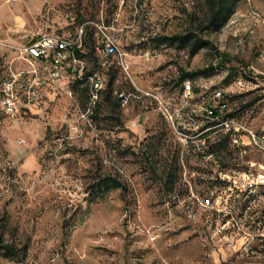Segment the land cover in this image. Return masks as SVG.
Masks as SVG:
<instances>
[{
  "label": "rangeland",
  "instance_id": "rangeland-1",
  "mask_svg": "<svg viewBox=\"0 0 264 264\" xmlns=\"http://www.w3.org/2000/svg\"><path fill=\"white\" fill-rule=\"evenodd\" d=\"M99 25L116 55L93 52ZM81 28L97 97L43 78L7 113L3 83L32 69L18 48ZM219 89L227 117L264 130V0H237L219 29L204 0H0V264H264V153L203 113Z\"/></svg>",
  "mask_w": 264,
  "mask_h": 264
},
{
  "label": "built area",
  "instance_id": "built-area-1",
  "mask_svg": "<svg viewBox=\"0 0 264 264\" xmlns=\"http://www.w3.org/2000/svg\"><path fill=\"white\" fill-rule=\"evenodd\" d=\"M101 37L95 46L98 56L102 59L116 55L118 47L112 37L107 33V27L98 26ZM85 36L84 28H81L75 37L54 36L41 34L32 41L19 47L20 58L32 65V69L12 73V78L3 83L1 103L3 109L13 114L18 110V103L21 98H25L27 103H31L38 98L37 94L45 81L43 78L50 79L53 83L60 82L67 77L72 79L90 80L94 97H97L104 87L105 75L101 71H95L87 76L88 66L85 59L81 56L83 52V39ZM184 95L188 99L192 95V86L187 82L184 86ZM119 98L122 103H128V97L120 93ZM226 93L224 90H215L204 98L201 110L206 117L218 123L214 128L221 127L231 138L234 144H244L243 138L246 137L249 144L260 152L264 153V130L256 131L246 127L236 118H219L227 112ZM256 183H247L244 191H253ZM261 188L264 186V179L259 183ZM253 199L250 201L252 204ZM250 208V206L248 207ZM224 227L217 229L218 233L223 232Z\"/></svg>",
  "mask_w": 264,
  "mask_h": 264
},
{
  "label": "trees",
  "instance_id": "trees-1",
  "mask_svg": "<svg viewBox=\"0 0 264 264\" xmlns=\"http://www.w3.org/2000/svg\"><path fill=\"white\" fill-rule=\"evenodd\" d=\"M204 1L208 5V27L210 28L211 26L212 27L215 26V28L219 29L221 26L224 25V23L226 22L228 16L233 11L234 4H235V2L237 0H204ZM87 35H88V33H86V31H85V36H84V39H83V52L81 53V56L83 58L85 56L84 54H85L86 46L89 43ZM178 38L181 39V42L183 44H187L190 41L189 40L190 36H188V35L185 36V37H178ZM98 42L96 43V45L98 44ZM204 43L205 42H204L203 39L197 40L192 46L191 54H193V55L196 54L199 51L201 45L204 44ZM96 45H94V46H96ZM93 52L95 53V55L98 58H100L98 56L95 48H93ZM93 73H90L87 76H90ZM85 79H87V78H85ZM112 84H113L112 81H110L109 82V88L110 89L112 88ZM226 100H227L226 101L227 102V106L229 107V99L227 97V94H226ZM227 110H228V108H227ZM219 118L225 119V118H230V117H227L226 113H225L223 116H221ZM217 122H218V120H217ZM227 137H229V136L227 135ZM105 184H106V186H108V187L110 186L113 189L122 188V183L120 181H118L117 179H114V178L113 179H109ZM3 249H7L6 251H10L11 248H10L9 245H3L2 241H0V251L3 250Z\"/></svg>",
  "mask_w": 264,
  "mask_h": 264
},
{
  "label": "crops",
  "instance_id": "crops-1",
  "mask_svg": "<svg viewBox=\"0 0 264 264\" xmlns=\"http://www.w3.org/2000/svg\"><path fill=\"white\" fill-rule=\"evenodd\" d=\"M22 105L20 103H18V107H21Z\"/></svg>",
  "mask_w": 264,
  "mask_h": 264
}]
</instances>
